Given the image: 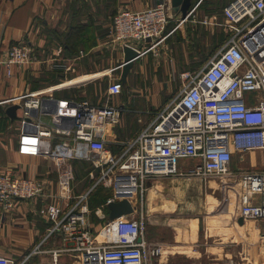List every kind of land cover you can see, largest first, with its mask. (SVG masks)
<instances>
[{
  "label": "built area",
  "instance_id": "2783aa9c",
  "mask_svg": "<svg viewBox=\"0 0 264 264\" xmlns=\"http://www.w3.org/2000/svg\"><path fill=\"white\" fill-rule=\"evenodd\" d=\"M178 15L171 0L141 10L120 9L112 16L109 40L140 54L159 44L160 35ZM221 16L228 33L224 44L202 69L183 72L178 92L153 112L137 134L120 142L116 152L107 147L105 135L107 126L112 128L119 120L120 109L108 100L121 93L120 79L108 83L106 101L101 103L54 98L56 88L16 97L21 109L16 152L50 161L56 170L57 193L50 195L40 180L0 173V208L6 211L18 201L43 200L37 215L47 224L43 239L29 253L20 259L0 254V264H72L71 257L77 264H153L161 246L146 240L144 217L134 216L138 193L151 177L200 181L235 177L238 217L264 220V170L230 167L232 152L260 150L264 158V0H230ZM33 55L27 43L12 44L2 62L6 76L12 66L30 63ZM83 56L79 50L76 58ZM51 65L71 68L61 62ZM245 92L256 94L245 97ZM43 116L49 117L50 124L44 123ZM178 159L189 163L178 166ZM73 161L90 165V187L75 196ZM97 187L110 194L91 209L89 194ZM123 198L133 212L109 219L107 205ZM92 213L97 220L105 219L99 228H92ZM52 239L48 256L32 261Z\"/></svg>",
  "mask_w": 264,
  "mask_h": 264
},
{
  "label": "rangeland",
  "instance_id": "374dc122",
  "mask_svg": "<svg viewBox=\"0 0 264 264\" xmlns=\"http://www.w3.org/2000/svg\"><path fill=\"white\" fill-rule=\"evenodd\" d=\"M69 1L63 6L62 21H65V27L62 29L58 26H48L40 28L38 32L43 40L45 51L48 52L53 48L61 51V55H52L55 59L51 63L61 62L71 65L66 73L62 72L68 79L74 74L71 72L72 67L78 71L81 64H88L95 70L94 72L101 73L85 80V86L81 84L79 87L74 86L76 89L72 88L73 93L76 90L85 89V97L92 102L98 101L109 82L120 79L123 83V94L139 95L135 98L136 100L142 104L149 103L153 106L152 109L150 108L152 111L155 109L158 111L169 95L174 96L182 86V73L185 71L196 73L202 69L228 38L221 14L223 7L230 0H192L186 17L182 19L180 14L175 16L159 37L158 47L161 45V50L171 49L170 55L160 53L161 55L136 56L123 80L120 76L122 66H118L121 59L116 55H87L76 59V55L66 53L65 43L79 39L83 30L88 32L89 27H92L95 32L103 29L104 37L106 33L109 35L106 24L110 21L107 19L103 22L105 26L100 25L97 28L93 24L95 19L87 11L89 6L87 0ZM92 1L96 5L104 0ZM81 20L86 22L82 23ZM79 25H85V28L75 31L78 37L74 38L75 33H73V37L65 38L67 32L72 28L76 29L74 26L79 27ZM200 45L206 48L204 53L200 51ZM75 47L82 48L80 43H77ZM33 53L36 52L33 51ZM200 55L208 57L202 62ZM35 56L39 58L42 55ZM84 59H86L85 62ZM93 60L95 65L91 63ZM57 69L63 71V69ZM65 76L58 75V78L62 79L57 82L66 80ZM48 78L54 79V75ZM46 81L50 82V79ZM249 94L254 96L256 92H245L244 96ZM138 112V116L144 120L149 118L148 110H145L144 106ZM20 117L21 110L18 109L17 119L12 123L17 131L20 128L18 124ZM42 120L50 124L48 116H43ZM108 137L113 135L109 132ZM113 143L114 140H110L107 146L116 152L118 147ZM243 154L245 156L232 152L231 169L264 170L262 151L251 150ZM188 163V160H177L178 166ZM44 164L47 169L48 167L50 169L47 178L55 186L53 166L48 161ZM72 167L74 172L72 187L74 194H77L86 190L90 165L77 162L73 163ZM230 179L227 180L223 175L211 177L206 181L161 176L147 180L143 191L138 193L135 213L147 212L148 218L143 220L145 238L161 246V253L153 264H264V237L261 234L264 233V223L259 220H243L241 224L238 223L237 180L235 177ZM103 191L105 195L107 190ZM52 192L54 194L56 192L53 187ZM147 201L150 203L146 204ZM95 203H91L90 207L95 206ZM157 213L161 214L156 215ZM42 220L45 221L43 217ZM97 222L100 223L98 224L100 227L105 219L97 220ZM46 243L43 246L45 251L37 253L34 256L35 260H42L44 255L48 256L47 250L54 245L53 239ZM70 260L72 264H77L76 257H71Z\"/></svg>",
  "mask_w": 264,
  "mask_h": 264
},
{
  "label": "crops",
  "instance_id": "0c3cea01",
  "mask_svg": "<svg viewBox=\"0 0 264 264\" xmlns=\"http://www.w3.org/2000/svg\"><path fill=\"white\" fill-rule=\"evenodd\" d=\"M68 1L69 0H0V173L8 171L22 178L40 180L46 184L47 191L50 195H56L57 193V176L55 167L50 161L41 157L21 156L16 152L18 131L12 125L16 118L11 120L5 114L4 110L8 105L16 102L18 99L16 98L17 96L37 90H41V92H49L56 88L52 91V96L54 98L68 99L77 97L87 99L84 95L85 89H79L73 93L72 88L76 89V87H79L85 80L91 79L101 73L94 72L95 70L89 67L88 64H81V66L78 67V71L72 67L71 72L74 74L68 79L65 75H63V73H66L68 70L63 69V71H61L57 68H52V65L50 66L52 60L55 59L52 55H61V51L56 48H53L48 52L45 51L43 40L38 32L40 28H47L48 26H58L62 29L65 27L66 23L65 21H62V14L64 11V3L67 5ZM87 1L89 5L87 11L91 17L95 19L93 24H95L97 28L100 25L105 26L103 25V22L110 19L109 23L106 24V27L109 28L112 16L120 9L129 8L133 10H141L156 4L159 0H104L102 3L96 5L92 0ZM81 21L82 23L86 22L84 20ZM107 34L108 33H106V37H104L105 31L103 29L102 31L95 32L96 44L86 51L81 50L83 51L84 56L116 55L121 59V62L118 65L120 67L122 66L123 60V47L121 45L111 43L109 35ZM14 43H27L30 50L36 53H33V60L30 63L12 66L11 75L6 76L5 67L2 62L7 58L9 47ZM160 48L161 45H159V47L158 45L155 47H152L151 45L144 52H141L138 55H170L169 52L171 49L163 48L161 50ZM35 55L42 56L38 58ZM75 55H78V53ZM85 61L86 59H84V62ZM87 61L89 62V58ZM91 63L95 65L94 60ZM57 71L59 73H57ZM109 71L111 73L110 69ZM51 75H54V79L48 78ZM58 75L61 77L65 76L66 80L58 83L57 81L62 79L60 77L58 78ZM46 79H50V82H47ZM34 83L38 86L34 87ZM138 97L139 95L129 93L123 94L121 91L120 94L114 95L108 100L110 104L120 109L118 122L115 123L114 127H108L105 135L106 142L108 143L110 140H114L113 144L117 145V149H119L120 142L131 139L147 123H149L152 119L153 112L156 110L152 111L151 109L153 106L149 103H140L139 100L135 99ZM103 101H106L105 89L98 101L91 102L95 104ZM143 106L145 110H148L149 118L147 120L138 116V110H140ZM109 132L113 135V137H108ZM236 153L241 156H245L243 154L245 152ZM45 161H48L50 165L53 166L52 172L55 173V186L52 185L47 178L50 174V169L49 167L48 169L45 167ZM77 162L80 161H73L71 164L73 165V163ZM52 187L53 189L55 188V194L52 192ZM89 187L90 185H87L86 189ZM102 190L107 189L102 188ZM81 192H77V194ZM72 193L73 196L77 195L74 194L73 191ZM109 194L110 192L107 190L106 196H109ZM34 201H18L15 208L6 211L0 208L1 255H7L14 259H20L23 257L24 253H29L33 247L43 239L47 224L44 220H42L40 215H37V209L40 204H42L43 200ZM53 202H57L61 205L64 203L59 198H57V200L54 198ZM147 203L150 202L147 201L146 204ZM159 214L161 213H157L156 215ZM134 216L138 218L142 216L144 217V220L148 218L146 211L141 212L140 214L135 213ZM89 220L91 221V218ZM259 221L264 223V220ZM261 234L264 237V233ZM28 250L30 251L28 252ZM31 260H35L34 257ZM35 261L37 262L40 260Z\"/></svg>",
  "mask_w": 264,
  "mask_h": 264
},
{
  "label": "water",
  "instance_id": "95a60500",
  "mask_svg": "<svg viewBox=\"0 0 264 264\" xmlns=\"http://www.w3.org/2000/svg\"><path fill=\"white\" fill-rule=\"evenodd\" d=\"M191 2L192 0H171L172 10L176 14H180L181 18L184 19L189 11ZM122 52H123V61H122L123 63H122L121 77L123 80H125L126 74L128 73L134 59L136 58V56H138V52L136 51V49L130 46L123 47ZM18 108H19L18 103L13 102L5 108L4 112L11 120H13L17 118L16 110ZM32 112L34 113V111ZM107 209H108L109 219H114L123 215H129L133 212V207L126 198H123L118 201L110 202L107 205ZM242 222L243 219L239 217L238 223L241 224Z\"/></svg>",
  "mask_w": 264,
  "mask_h": 264
},
{
  "label": "trees",
  "instance_id": "16d2710c",
  "mask_svg": "<svg viewBox=\"0 0 264 264\" xmlns=\"http://www.w3.org/2000/svg\"><path fill=\"white\" fill-rule=\"evenodd\" d=\"M72 28V27H71ZM74 28L76 29H71L69 32H67L65 34V38L68 37V38H71L73 37V33H75V31H80V30H83L85 28V25H79V27H76L74 26ZM82 28V29H80ZM88 32H82L81 36H79V39H73L72 42L70 43H65L64 45V48H65V51L66 53H68L69 55H75L78 53L79 50H83V51H86L88 50L89 48H91L92 46H94L96 44V36H95V31L92 30V27H89V29L87 30ZM78 37V34L75 33L74 34V38ZM213 41V40H211ZM77 43H80L82 48H77L75 47L77 45ZM206 48L202 45H200V51H202L203 53L205 52ZM202 53V54H203ZM195 56H198V55H195ZM207 55H200V60L203 62L207 59ZM196 72V71H195ZM53 76V75H51ZM121 83H122V80H120ZM123 84V83H122ZM34 87H37L38 85L36 83H34L33 85ZM172 97V95H169L168 99L165 100V103ZM164 103V104H165ZM87 185H90V181L88 180V184H86V187ZM103 190L101 187H97L96 189H94L93 191L90 192L89 194V207H90V204L91 203H95L91 209H93L94 207H96L97 205H99L102 201L105 200V198L107 197L106 194L104 195L103 193ZM91 218V224H92V228H99V225L100 223L97 222V218L91 214L90 216ZM95 221V222H94ZM27 254V253H24V255ZM32 261H35V260H32Z\"/></svg>",
  "mask_w": 264,
  "mask_h": 264
},
{
  "label": "bare ground",
  "instance_id": "6f19581e",
  "mask_svg": "<svg viewBox=\"0 0 264 264\" xmlns=\"http://www.w3.org/2000/svg\"><path fill=\"white\" fill-rule=\"evenodd\" d=\"M109 127V125L107 126V128ZM223 176V175H222ZM95 264V263H94Z\"/></svg>",
  "mask_w": 264,
  "mask_h": 264
}]
</instances>
